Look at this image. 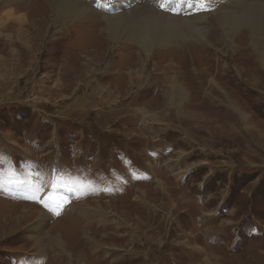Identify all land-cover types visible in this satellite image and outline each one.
I'll list each match as a JSON object with an SVG mask.
<instances>
[{"label":"rangeland","instance_id":"obj_1","mask_svg":"<svg viewBox=\"0 0 264 264\" xmlns=\"http://www.w3.org/2000/svg\"><path fill=\"white\" fill-rule=\"evenodd\" d=\"M83 3L81 23L31 29L29 48L3 15L33 23L43 2L0 4V57L16 46L22 74L0 77V264H264V64L248 30L234 54L220 22L227 4L213 3L200 22L209 44L156 49L141 69V47L108 43L105 8ZM174 79L187 89L183 111L211 116L213 131L168 102ZM58 233L71 257L53 249Z\"/></svg>","mask_w":264,"mask_h":264},{"label":"bare ground","instance_id":"obj_2","mask_svg":"<svg viewBox=\"0 0 264 264\" xmlns=\"http://www.w3.org/2000/svg\"><path fill=\"white\" fill-rule=\"evenodd\" d=\"M6 1L8 2L10 0H0V4H5ZM41 1L43 2L44 9L42 12H39L38 18H36L33 23L30 22V18L28 17L29 15L26 16L25 14L17 17L15 12L10 9L8 10V13L11 14V16H8V13L3 15L7 20L2 21V26L4 27L11 24L17 25L18 31L21 32L19 34L22 35L18 39L19 43L25 48H29L30 46L29 43H26L25 40L27 39L25 38L32 30H40L45 35L46 33L44 32L50 29L49 27L56 28L62 26V24H77L81 23L85 19L86 8L83 0ZM110 1L111 0H99V3L101 2V6L105 8L104 32L107 36L108 43L113 44V46L114 44L117 45L124 41H130L138 44L141 47L140 54L142 55H140V61L142 64L138 65V68L143 69V65L153 60V55L155 54L156 49L164 50L176 47L178 41L193 40L197 43L209 44V40L205 33L206 28L200 26V22H204L207 15L205 12L213 3L220 6H225V4H227L226 9L224 8L221 12L222 16H220V22L224 38L226 37L231 43L232 52L234 54L239 52L235 40L238 31L240 32V30L244 28L249 32L248 34L251 42V49L255 57H258L264 64V0H257L255 3L252 0H172L171 4H169L168 0H166L165 3H163L165 7L158 8L157 11L154 9V6H156L154 3H156V0H147L148 4L146 3V0H114V3H111ZM142 2H144V4ZM140 3L143 4L141 7L135 6ZM3 6L1 8H5ZM236 6H239L244 12L240 11L239 13H235L234 9H236ZM167 7L170 8L166 10ZM177 7H179V11L175 9ZM36 37L37 35L33 38ZM27 41L31 40L29 39ZM9 54V57L7 55H2L0 57V71L3 73L0 74V77H4L5 79L9 69L11 70V68L12 71L17 72L18 76L22 75L21 72H19L21 65L19 69L16 68L17 62L21 64L20 51L15 46L11 48ZM172 66L175 67L174 65ZM144 70H142L140 75L144 74ZM140 75L137 71L133 72L130 75L132 77V81L130 83L134 85ZM168 81L169 82L164 90V94L169 96L168 102L173 103L176 99H180V102L178 103L181 104L182 107L178 105L179 108L177 111L184 113L186 119L196 121L197 124H203L205 127L206 125H209L211 128L210 124L214 123V121L216 122L214 118H210L211 116L209 117L202 112L195 114L192 111L189 113L183 111L184 102L187 101V89L183 88V85L178 83L175 79ZM97 89L100 94L107 93L108 91V88L100 84L97 85ZM117 99L119 98H114V101ZM232 109L235 111L236 115L242 118L243 122L249 123V116L243 108H240L238 105L236 108L234 107ZM158 122L162 123L160 120H157V123ZM217 128L218 127H214V132L218 131ZM211 130L213 131V126ZM56 193L57 191H55L52 202H54V205L58 206L61 204L58 202ZM63 205H65V203ZM27 213V211H23L22 215L14 218V222L19 224L22 216L25 217ZM80 213L86 220L96 215V212L89 210L88 208L80 209ZM118 214L123 220L127 219L130 221L133 217V215L126 210H121ZM141 222L142 221L138 219L136 226L140 228ZM42 226H44L43 222L40 221L38 224L33 226V228H41ZM55 236L56 237L52 239L53 249H60L62 252L69 254L71 257V251L68 250L69 247L68 244H66L67 241L64 236L61 233H58ZM42 246L44 247V243L42 244V242H40L39 247L42 248ZM210 252V256L208 258H212L215 254L213 251Z\"/></svg>","mask_w":264,"mask_h":264},{"label":"snow or ice","instance_id":"obj_3","mask_svg":"<svg viewBox=\"0 0 264 264\" xmlns=\"http://www.w3.org/2000/svg\"><path fill=\"white\" fill-rule=\"evenodd\" d=\"M168 3L171 4L172 3V0H168ZM160 7L163 8V7H165V5L164 4H160Z\"/></svg>","mask_w":264,"mask_h":264},{"label":"crops","instance_id":"obj_4","mask_svg":"<svg viewBox=\"0 0 264 264\" xmlns=\"http://www.w3.org/2000/svg\"><path fill=\"white\" fill-rule=\"evenodd\" d=\"M68 244V243H67ZM64 255V254H63Z\"/></svg>","mask_w":264,"mask_h":264}]
</instances>
